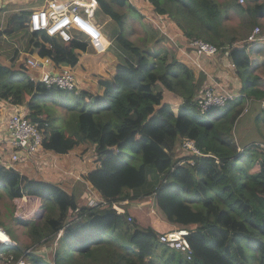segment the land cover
<instances>
[{
  "label": "trees",
  "instance_id": "16d2710c",
  "mask_svg": "<svg viewBox=\"0 0 264 264\" xmlns=\"http://www.w3.org/2000/svg\"><path fill=\"white\" fill-rule=\"evenodd\" d=\"M98 2L112 20L119 51L111 41L116 66L109 77L98 78L93 92L47 87L32 79V72L39 74L27 65L37 57L58 68L76 67L90 49L82 34L62 41L31 32V11L25 9L10 13L0 27V100L25 106L28 119L39 122L44 152L66 155L78 144L91 146L93 167L83 177L109 203L93 206V193L84 198L80 189L68 191L0 161V200L16 207L25 198V211L36 208L34 216L23 212L9 221L25 229L26 243L0 213V227L16 241L9 255L26 264H264V148L252 143L238 153L232 134L250 101L259 102L264 124V40L246 39L253 27L264 30V0ZM135 12L144 23L141 46L127 37ZM230 13L239 17L234 28L226 22ZM151 15L165 32L150 22ZM171 38L182 44L198 38L227 51L241 82L239 96L200 109L207 74L160 45ZM47 105L65 110L63 128L54 125ZM185 139L203 154L193 164L178 163L190 156L181 146ZM145 198L168 224L190 229V258L161 243L152 226L127 219L130 202Z\"/></svg>",
  "mask_w": 264,
  "mask_h": 264
},
{
  "label": "built area",
  "instance_id": "2783aa9c",
  "mask_svg": "<svg viewBox=\"0 0 264 264\" xmlns=\"http://www.w3.org/2000/svg\"><path fill=\"white\" fill-rule=\"evenodd\" d=\"M241 2L243 0H240ZM97 8H99L98 0H69L65 4L50 0L45 6L31 11L28 27L31 32L42 31L48 35L57 36L62 41H68L74 34L80 33L84 36L89 48L95 54L102 55L108 51L111 41L105 39L100 25L92 21V16ZM81 10H84L85 15L80 12ZM161 30L165 32L164 29ZM246 39L250 41L264 40V30L259 26H255ZM169 40L174 41L177 51L188 57L190 55L216 56L221 51L219 47L217 48L215 45L198 38H194L187 44H179L173 38ZM27 65L31 69L37 70L39 74L38 76H32V79L40 81L47 87L56 86L66 90L77 88L72 67L63 66L58 68L55 67L49 58L37 57L28 58ZM203 87L201 94L197 98V104L204 111L210 107H220L239 96V92H235L233 89L220 84L216 85L213 81L206 83ZM260 107L264 108V101L260 102ZM26 114V112H22L15 107L7 117L5 133L2 137L0 136V143H8V148L5 149L8 152L4 151L7 154L9 163L3 161L7 166H12V164L19 162L23 158L40 159V154L41 156L49 154V152L44 153L42 150L43 132L39 127V122H31ZM44 125H47V123H44ZM252 143L264 148V141L251 142L244 146L238 144L237 152L241 153L245 147ZM181 146L184 152L190 156H181L178 163L189 162L193 164L197 156L203 155L191 139H185ZM89 202L93 206L103 208L109 206V203L99 194L92 195ZM112 206L119 212H123V207L120 204L114 203ZM129 218L131 219L130 216ZM189 233L190 229L187 227H175L170 231L160 232L158 239L169 248L179 250L190 258ZM14 245H16V241L10 237V234L5 229L0 227V262L4 264L10 262L11 264H26L22 256L14 260V256L9 255L8 249Z\"/></svg>",
  "mask_w": 264,
  "mask_h": 264
},
{
  "label": "rangeland",
  "instance_id": "374dc122",
  "mask_svg": "<svg viewBox=\"0 0 264 264\" xmlns=\"http://www.w3.org/2000/svg\"><path fill=\"white\" fill-rule=\"evenodd\" d=\"M138 7L141 10L142 6L140 3H138ZM143 10V9H142ZM139 14L138 13H132V17H134V21H132L131 23H133L134 26H130L131 28L128 29L127 32V37L134 42V45L137 46H141L142 42L140 41V37L143 33V26L144 23L139 21ZM230 18L226 21L228 23V25L232 28L236 27L238 22H239V17L237 15H235L234 13H230ZM94 17L98 18V20H100V22H104L103 23V27L104 29H106L107 31H109L111 33V37L114 38L115 36V27L112 24V20L108 19L106 20L107 16L103 11H99L98 9L95 10ZM129 23H130V18L129 16L127 17ZM148 20V19H147ZM159 19L157 17H155L154 15L150 16V22L152 24H154V26L158 29H164L163 28V22L160 20V22L158 21ZM149 21V20H148ZM177 43L181 44V42L178 39H174ZM121 44H122V39L120 40ZM115 42V41H114ZM114 42H112V46L114 45ZM187 44V43H186ZM162 47L167 48L170 52L175 51V53L177 54L178 57L183 58L185 57L184 60H190L192 59V61L198 66L200 67V63H199V56L198 55H190V57L183 55L180 51H177L175 48V44L173 40H169L168 43L166 44H160ZM111 46V47H112ZM159 46V45H157ZM110 47V48H111ZM109 48V52H105L104 54H102L101 56L96 54H91L89 56L87 55H81L80 56V61H82L84 64L80 65L77 68H73V72L75 74V78H76V82H77V87H85L89 90L96 91L99 90L97 89V80L99 77H106L108 75H110L111 69L113 66H115L116 62H117V55L115 52L119 51L117 48V45H114V51H112V49ZM91 50V49H90ZM90 53V52H89ZM78 64V63H77ZM210 81L208 80L206 83H209ZM205 83V84H206ZM204 84V85H205ZM226 86V85H223ZM227 87V86H226ZM230 88V87H229ZM68 93V92H67ZM60 98H62V94L60 96ZM5 102V101H4ZM49 104V102H47ZM9 105V104H8ZM2 109H4V106H2ZM14 109V108H13ZM18 109L22 112H26L27 108L25 106H21L18 107ZM246 111L242 114V116H240L238 118V120L236 121V124L233 128V133L236 134L237 139L239 140L238 143L244 145L245 139L248 138H258L264 141V124L262 123V121L259 119L258 115H256L252 110H250V107L245 109ZM48 114H50V118L52 119L54 125H56L59 128H63L65 123H64V119L63 116L66 115L65 110L62 108V106L58 105V106H53V105H47V110H45ZM5 112V109H4ZM10 114V112H9ZM8 114V115H9ZM3 118V120H7ZM2 120V119H1ZM2 121H0V124ZM256 142H259L256 140ZM179 150V148H178ZM44 152V151H43ZM44 153H48V152H44ZM60 154L57 153H52V154H47V155H42L40 154V158L41 159H37V158H31V159H22L19 162L12 164L13 167L19 169L20 171H22L24 174L30 176V177H35V178H41V179H47V180H51V181H58L60 183H62L63 187L66 188L68 191L72 190L74 191H79L82 190V194H84V198L88 197L89 193H93V195H97L98 193L92 189L90 182L86 181L84 179V174L93 167V149L91 146H89L87 148L86 144H78L74 149H72L68 154H66V156L63 158L59 157ZM41 160V162H35L34 160ZM55 159V160H54ZM0 161H7V163H9L8 159H7V154L5 153L4 150H2V148L0 149ZM56 161L57 163L60 161H64L66 163V169L67 172L65 173V176H62V171L55 169L56 166ZM42 165V167H39V165ZM65 179L66 183L63 182V180ZM97 193V194H96ZM90 197V196H89ZM79 199V198H78ZM81 201V200H80ZM147 201V200H145ZM143 201V203L141 202V200H137L134 202L133 201L130 202L133 204H137V205H141L142 207H148L149 211V217H154L155 220L157 218H159L161 216L160 212L158 211V209L156 207H154L153 205L151 206L149 202H145ZM27 202V199L23 198V200H18L15 204L16 207L18 204H20L21 206L16 208V207H12L11 204L12 203H8L9 205L5 206L7 203H4V200H0V213L1 216H4L5 214L8 215V220L5 219L6 217H3V220L5 222V224H7L12 231L15 233V235H18L21 239H19V242H23L26 243L28 242V237L24 234V230L20 227H17L15 224H12L11 222H9L11 220V218H14V216H16V214L19 216L20 214H23V212H25V216H34V212L36 211V208H34L33 210H24V203ZM151 206V207H150ZM151 208V209H150ZM154 211V212H153ZM144 212L146 213L147 211L144 210ZM131 219L135 218L133 214H131ZM127 219L129 221H131V219L129 218V216L127 217ZM137 219V218H136ZM138 220V219H137ZM154 221V220H153ZM155 222V221H154ZM158 223L155 222L153 223L154 227H156L155 225H157ZM7 249V248H6ZM0 264H4L3 262H0Z\"/></svg>",
  "mask_w": 264,
  "mask_h": 264
},
{
  "label": "crops",
  "instance_id": "0c3cea01",
  "mask_svg": "<svg viewBox=\"0 0 264 264\" xmlns=\"http://www.w3.org/2000/svg\"><path fill=\"white\" fill-rule=\"evenodd\" d=\"M48 1H50V0H0V27L4 26L8 22V18H9L10 13H13L15 11H19L21 9L32 11L33 9L45 6ZM55 1L60 3V4H65L69 0H55ZM83 11L84 10H81L80 12L83 13ZM92 18H93L92 19L93 22H95L97 25H100V20H98V18L93 17V16H92ZM103 23H102V25H103ZM262 23H264V19L262 20ZM102 25H100V27L102 29L104 36H105V39H107L108 41H112L111 33L109 31H107L106 29H103ZM132 26H134L133 23H132ZM17 37L20 38V41L27 39L26 36H23L21 38L20 35H17ZM14 44L19 45L20 42L17 40L16 42H14ZM220 50L221 51L216 56H199V63H200L199 68L202 67V69L207 74V78L210 82L213 81L216 85H219V84L220 85H226V86L230 87V89H233L235 92H240V89L242 87V86H240L241 82L238 78H236L234 76L233 67H232V63L230 61L228 52L221 49V48H220ZM108 52H109V49H108ZM22 54H28V53L22 52ZM91 54L96 55L92 50L89 49L88 52H86L82 55L89 56ZM0 55L2 58L5 57L3 52H0ZM183 58L185 59V57H183ZM183 58H181V59H183ZM185 61H189L194 66L196 65L192 61V59L185 60ZM79 64L83 65L84 63L79 60L77 65L79 66ZM77 65L75 68L78 67ZM115 66L112 67L110 75L113 73ZM32 73H34V74H32V76H37V74H35V72H32ZM110 75H108V77ZM8 104L9 103H7L6 101L4 102V101L0 100V121L3 122V123L1 122L2 124H0V136L1 137L6 131V124H5L6 122H5V120H3V118L6 119V116L9 114V112L13 111L14 110L13 108L17 107V106H13L12 104H9V105ZM2 106H4L5 112H4V109H2ZM248 107H250V110H252L256 115L259 114V111H260L259 102L250 101L249 103H247V108ZM232 134H234L233 131H232ZM234 137L236 139L237 144H240V143H238L239 140L237 139L236 134H234ZM256 140L257 141H263V140L258 139V138H248V139H245L244 145L251 143V142H256ZM240 145H242V144H240ZM244 145H242V146H244ZM1 148H2V150L7 149L8 143L7 144L6 143H0V149ZM5 151L8 152V150H5ZM63 156L65 157L66 155L60 154L59 157L63 158ZM34 161L39 162V163L41 162V160H37V159H35ZM3 164H5V162H3ZM65 166H66V163L64 161L63 162L60 161L58 163L56 161L55 169L62 171V173H63L62 176H65L64 172H67V169ZM39 167H42V165H39ZM54 182L62 185V183H60L58 181L54 180ZM63 182L66 183L65 179L63 180ZM145 200H147V201H145ZM143 201L149 202L151 206L153 205L152 200H150L148 198L141 200L142 203H143ZM134 203H137V202H134ZM124 208L125 207H123V212L125 211ZM144 210L147 212L145 213ZM149 211L150 210L148 209V207H142L141 205L139 206V205L133 204V203H131L128 206V215L131 217L132 216L131 214H133L135 219L137 218L138 222H140V224L142 226H150V227L152 226L155 230H158L159 233L160 232L161 233L167 232V231H170L171 229H173L175 227H178V226H173V225L168 224L166 221L163 220V218L161 216L159 218H157L156 220L154 217L150 218L149 217ZM153 220L158 223L157 225H155L156 227H154V225H153V223H155Z\"/></svg>",
  "mask_w": 264,
  "mask_h": 264
},
{
  "label": "clouds",
  "instance_id": "9594fccd",
  "mask_svg": "<svg viewBox=\"0 0 264 264\" xmlns=\"http://www.w3.org/2000/svg\"><path fill=\"white\" fill-rule=\"evenodd\" d=\"M3 163V162H2Z\"/></svg>",
  "mask_w": 264,
  "mask_h": 264
}]
</instances>
